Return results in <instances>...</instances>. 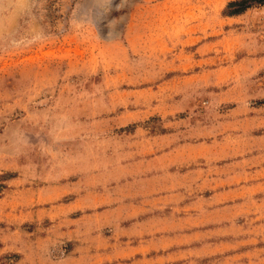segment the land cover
Listing matches in <instances>:
<instances>
[{
    "label": "rangeland",
    "instance_id": "1",
    "mask_svg": "<svg viewBox=\"0 0 264 264\" xmlns=\"http://www.w3.org/2000/svg\"><path fill=\"white\" fill-rule=\"evenodd\" d=\"M0 0V264H264V4Z\"/></svg>",
    "mask_w": 264,
    "mask_h": 264
},
{
    "label": "trees",
    "instance_id": "2",
    "mask_svg": "<svg viewBox=\"0 0 264 264\" xmlns=\"http://www.w3.org/2000/svg\"><path fill=\"white\" fill-rule=\"evenodd\" d=\"M230 4L238 5V9L233 11V13H238L248 8V6L252 4L262 5L264 4V0H238Z\"/></svg>",
    "mask_w": 264,
    "mask_h": 264
},
{
    "label": "crops",
    "instance_id": "3",
    "mask_svg": "<svg viewBox=\"0 0 264 264\" xmlns=\"http://www.w3.org/2000/svg\"><path fill=\"white\" fill-rule=\"evenodd\" d=\"M91 264V263H90Z\"/></svg>",
    "mask_w": 264,
    "mask_h": 264
}]
</instances>
